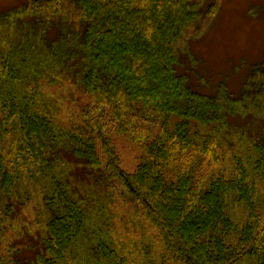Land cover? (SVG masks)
<instances>
[{
  "label": "trees",
  "instance_id": "1",
  "mask_svg": "<svg viewBox=\"0 0 264 264\" xmlns=\"http://www.w3.org/2000/svg\"><path fill=\"white\" fill-rule=\"evenodd\" d=\"M80 6L83 37L64 41L61 58L76 60L87 102L69 121L56 116L51 94L33 85L58 71L61 59L32 56L38 50L19 27L9 30L20 32L23 44L3 49L0 43V126L12 124L16 142L12 159L0 148V264H63L67 256L82 264H264V216L254 183V176L264 183V118L249 113L247 127L232 126L245 111L240 103L232 109L226 88L205 94L180 74L176 42L216 6L206 13L195 0H80ZM6 13L0 24L16 10ZM112 134L142 151L134 171L122 167ZM225 147L237 154L220 169ZM51 165L60 172H50ZM200 165L211 174L199 176ZM78 169L94 183L104 169L137 203L150 232L142 252L110 240L98 196L76 185ZM27 173L35 182L20 179ZM26 184L41 192L46 232L23 260L6 238V217L15 205L13 190Z\"/></svg>",
  "mask_w": 264,
  "mask_h": 264
},
{
  "label": "rangeland",
  "instance_id": "2",
  "mask_svg": "<svg viewBox=\"0 0 264 264\" xmlns=\"http://www.w3.org/2000/svg\"><path fill=\"white\" fill-rule=\"evenodd\" d=\"M195 1L205 13L211 12L214 5L216 9L188 27L183 38L176 42L182 64L180 74L188 76L189 83L205 94L215 95L219 86H222V90L225 87L233 102L232 109L234 106L237 108L240 103L241 110L245 111L243 114L236 112L238 115L231 120V125L247 127L249 113L264 118V0ZM13 10H16V13L9 18L4 17L0 24V43L3 49L12 47V43L16 41L23 44L24 41L18 34L20 32L9 30L10 27H19L30 37L29 43L33 42V46L38 50L32 56L46 60L54 58L52 54H56L55 61L61 59L58 71L45 73L40 82L33 85H40L42 91L51 94L49 97L56 103L54 113L59 119L71 120L74 113H80L79 110L86 105L87 100L83 90L77 86L81 69H74L76 60L69 55L66 58L61 57L66 54L63 51L67 50L64 41L74 44L75 39L83 37L86 22L80 0H0V15L6 12L9 15L8 12ZM32 28L37 36L33 34L31 39L29 32H32ZM73 50L74 48L70 50L71 53ZM257 65H260V70ZM2 116L0 108V120ZM75 119L81 122L80 118ZM3 125L0 126V148L4 150L7 159H12L10 154L15 151L16 144L11 138L12 124L2 128ZM62 125L66 129L71 127L66 123ZM76 126L80 127L79 132L82 135H91L84 125L76 123ZM150 126L152 130H156L158 124L153 123ZM7 132L11 134L9 137ZM111 137L122 167L129 172L134 171L142 151L123 136L112 134ZM97 144V151L100 157H103L101 145ZM220 152L224 159L220 169H227L230 164H234L233 155L237 154L236 148L225 147ZM102 165L105 166V162ZM51 169L50 172H60V169L53 165ZM81 171L78 169L74 173L76 185L81 189L80 185L83 184L85 190L98 196L97 206L102 210V217L107 219L110 225V240L117 239L125 246L129 243L137 247L129 246L130 248L142 252L150 232L138 217L137 213L140 212L137 203L119 185L118 180L108 179L106 175L97 172L98 182L94 183L92 179L86 178L87 171L86 177L78 175L83 174ZM197 174L208 175L211 172L206 165H200ZM31 176L27 173L25 177L20 175V179L24 178L33 183L35 180H31ZM254 183L260 194V198L256 199L259 200L255 204L256 209L264 216V183L260 182L258 176H254ZM22 191L28 193L26 200ZM4 193L5 190L0 189V194ZM13 193L15 205L7 217V212H4L8 228L6 238L11 244H17L13 251L20 248L21 259L29 258L39 248L46 232L42 195L33 184H26L22 189L16 187ZM15 230H18V233ZM5 245L9 255L10 249L6 243ZM8 263L13 264L12 261ZM63 264L82 263L67 256Z\"/></svg>",
  "mask_w": 264,
  "mask_h": 264
}]
</instances>
